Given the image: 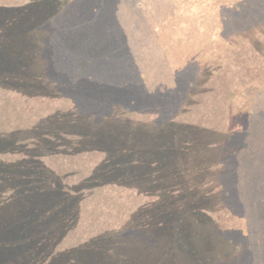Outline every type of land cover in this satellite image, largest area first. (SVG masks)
Masks as SVG:
<instances>
[{
    "label": "trees",
    "instance_id": "obj_1",
    "mask_svg": "<svg viewBox=\"0 0 264 264\" xmlns=\"http://www.w3.org/2000/svg\"><path fill=\"white\" fill-rule=\"evenodd\" d=\"M0 89V264H264V0H1Z\"/></svg>",
    "mask_w": 264,
    "mask_h": 264
},
{
    "label": "rangeland",
    "instance_id": "obj_2",
    "mask_svg": "<svg viewBox=\"0 0 264 264\" xmlns=\"http://www.w3.org/2000/svg\"><path fill=\"white\" fill-rule=\"evenodd\" d=\"M1 2V0H0ZM185 25H187V27H185ZM176 29H177V35H176V38H179V39H187V41L185 43H181V46L182 48L185 50V51H182V52H187L190 56L194 55V23H190V22H184L183 20H179L177 21V24H176ZM185 33V35H184ZM183 42V41H182ZM187 64V63H186ZM185 65L186 69L188 72H192V67H194V64H188V65ZM175 80V83L176 85L174 86L173 83L170 84L173 92H178V91H181L182 90V84L178 82L177 79H174ZM165 85H157L155 88V90H160L161 87H163ZM7 93L6 91H1L0 89V101H6V99L8 98L7 97ZM16 98H19L17 95H14ZM14 98H11L12 99H15ZM163 101H166V98H164ZM179 101H184V97H179ZM108 201L109 202H115V204H119L121 201L118 199V198H112V197H108ZM122 211H124V208L122 209Z\"/></svg>",
    "mask_w": 264,
    "mask_h": 264
}]
</instances>
